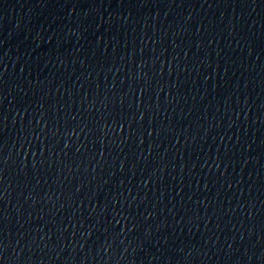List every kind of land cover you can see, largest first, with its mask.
Segmentation results:
<instances>
[{
    "label": "water",
    "instance_id": "1",
    "mask_svg": "<svg viewBox=\"0 0 264 264\" xmlns=\"http://www.w3.org/2000/svg\"><path fill=\"white\" fill-rule=\"evenodd\" d=\"M0 264H264V0H0Z\"/></svg>",
    "mask_w": 264,
    "mask_h": 264
}]
</instances>
